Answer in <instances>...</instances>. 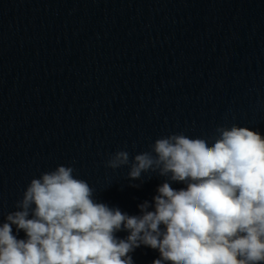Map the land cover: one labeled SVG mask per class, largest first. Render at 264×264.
<instances>
[{
    "label": "clouds",
    "instance_id": "9594fccd",
    "mask_svg": "<svg viewBox=\"0 0 264 264\" xmlns=\"http://www.w3.org/2000/svg\"><path fill=\"white\" fill-rule=\"evenodd\" d=\"M215 132L211 144L171 134L134 156L130 179L152 172L186 185L162 183L154 210L145 201L139 216L96 202L71 166L33 178L0 226V264H134L130 253L141 245L159 251L153 264H264V136L235 124ZM129 163L119 150L105 166Z\"/></svg>",
    "mask_w": 264,
    "mask_h": 264
}]
</instances>
